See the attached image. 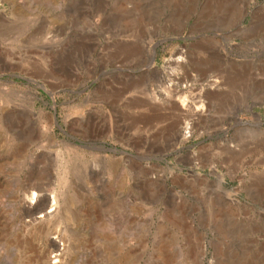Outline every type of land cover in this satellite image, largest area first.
I'll return each mask as SVG.
<instances>
[{
  "label": "rangeland",
  "instance_id": "obj_1",
  "mask_svg": "<svg viewBox=\"0 0 264 264\" xmlns=\"http://www.w3.org/2000/svg\"><path fill=\"white\" fill-rule=\"evenodd\" d=\"M55 253L264 264V0H0V264Z\"/></svg>",
  "mask_w": 264,
  "mask_h": 264
},
{
  "label": "bare ground",
  "instance_id": "obj_2",
  "mask_svg": "<svg viewBox=\"0 0 264 264\" xmlns=\"http://www.w3.org/2000/svg\"><path fill=\"white\" fill-rule=\"evenodd\" d=\"M152 54H153V49H152ZM181 57L179 56L178 58H176V59H173L174 61V64H172L174 67L176 66L175 65V63L176 62H178L179 61V59H180ZM211 84L212 85H217V78H214V80H212L211 81ZM172 90V89H171ZM168 94H171V92H169L168 90L166 91ZM165 93V92H164ZM166 93V94H167ZM171 95H173V97H176L177 95L175 94V93H172ZM172 97V98H173ZM177 98V97H176ZM182 98V97H181ZM190 99H192V98H190ZM180 100V99H179ZM185 98H182V100L180 101V109H185V110H187V108L188 109H190L191 108V110H195L196 109V107L194 106V105H186L184 102H185ZM196 100V99H195ZM194 102H196V101H194ZM193 104V103H192ZM196 104V103H195ZM137 106V105H136ZM183 111V110H182ZM188 128V127H187ZM27 197L31 200V201H33V202H36L37 201V203L36 204H38V202H40L43 198H42V196H39V194H36L35 192H33V191H29V192H27ZM44 197V196H43ZM46 200H48V199H46ZM31 204H32V202H31ZM46 205V204H45ZM40 206V205H39ZM35 207V206H34ZM45 208V207H44ZM40 212H42V211H40ZM51 214H49V213H44V218L45 217H48L49 218V216H50ZM56 248H57V246H56ZM51 249V248H50ZM56 250V249H55ZM51 256V255H50ZM59 259H60V256H59V254L58 253H55L51 258H50V261H52V260H54L52 263H48V264H55V263H57V262H59Z\"/></svg>",
  "mask_w": 264,
  "mask_h": 264
}]
</instances>
